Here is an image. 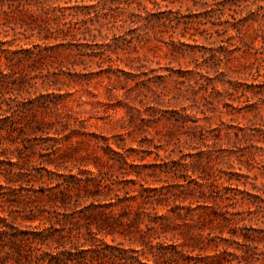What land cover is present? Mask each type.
I'll use <instances>...</instances> for the list:
<instances>
[{
	"label": "rangeland",
	"instance_id": "obj_1",
	"mask_svg": "<svg viewBox=\"0 0 264 264\" xmlns=\"http://www.w3.org/2000/svg\"><path fill=\"white\" fill-rule=\"evenodd\" d=\"M2 42L23 49L24 61L11 79L25 89L20 99L55 87L64 96L59 112L83 120L62 136L51 134L70 152L61 168L49 167L56 175L43 171L41 177L35 162L25 164L36 189L73 175L110 179L106 184L114 179L119 194L136 195L140 184H163L147 176L157 170L188 195L182 213L192 206L195 215H210L190 228L179 222V233H202L208 239L200 245L218 243L220 252L233 251L238 240L243 250L264 249V0H0ZM37 47L45 60L24 51ZM41 70L55 73L48 91L41 79L32 80ZM43 117L55 120L53 114ZM107 143L127 156L126 164L105 153ZM19 146L24 156L30 153ZM16 147L3 146L10 155ZM164 163L177 176L161 173L157 165ZM135 170L149 183L140 178L135 186L124 184L136 179ZM0 182L6 184L3 176ZM192 195L199 201L193 205ZM205 203L212 208L198 207ZM137 211L135 205L131 217ZM120 229L136 233L130 223ZM105 242L141 249L136 235H107Z\"/></svg>",
	"mask_w": 264,
	"mask_h": 264
},
{
	"label": "trees",
	"instance_id": "obj_2",
	"mask_svg": "<svg viewBox=\"0 0 264 264\" xmlns=\"http://www.w3.org/2000/svg\"><path fill=\"white\" fill-rule=\"evenodd\" d=\"M37 49V52L24 51L29 52L35 61L45 60L47 56L44 49ZM22 51L23 49L12 50L11 44L7 42L0 44V157L7 155L5 159L0 158V176L6 181L5 185L0 182V209L3 213H0V264H264V249L259 251L254 247L243 250L238 240L234 242L238 246L233 251L225 247L224 251L220 252L218 243L200 245V241L208 239L202 233L190 238L182 232L179 233V222H184L190 228L192 223L208 219L210 215H195L192 206H187V214L182 213L186 208L183 203L188 200V195H184L182 190L179 194L177 190L181 189L182 185L172 184L167 179L160 178L157 170L147 176L154 177V183L162 182L159 187L140 184V178L145 183L149 181L142 177L143 173L138 170L134 171L136 179L124 181L126 185H141V189L134 191L137 192L136 195H131V191L125 192L123 196L119 194L122 188L115 189L114 179L106 184L105 181L110 179L94 177L84 180L73 175L63 181H52L48 184L49 188L36 189L32 178L34 173L26 168L25 164L35 162L33 167L41 177L44 176L43 171L51 176L56 175L49 167L61 168L62 163L70 161V152L69 147L62 146V140L51 134L62 136L66 131L83 125V120L75 114L62 115L59 112L64 96L61 90H55V87L51 93H41L36 98H19L18 93L25 89H20V85H16L11 79L16 73L15 67L24 61L19 57ZM54 75L55 73L50 71L44 73L41 70L32 80L41 79L42 88L48 91L53 87L50 83L54 82ZM29 84L36 86L38 82ZM49 114H53L55 120L50 121L43 117ZM65 138L68 141L70 136ZM8 143L17 145L14 151L9 150L12 155L7 154L8 150L3 148ZM19 144L30 150L27 156L23 155ZM105 148L107 155H117L122 164L127 163V156L115 151L111 144L107 143ZM144 158L146 157L141 160ZM157 166L161 168V173H173L177 176L171 164ZM50 179L53 180V177ZM195 184L202 188L198 181H195ZM101 187L107 191H102ZM29 192L34 193L36 197L32 198ZM46 199L48 203L44 202ZM180 200L181 203H178ZM88 201L89 204L81 208L82 204ZM171 202L174 203L173 206ZM193 202H199L195 200L194 195L191 197V205ZM135 205L138 211L131 217V210ZM17 206L19 208H16ZM200 206L212 208L209 203L198 205ZM118 207L122 212L117 215L115 208ZM161 208L166 210V213H161ZM36 222L38 224L34 225ZM125 223L133 224L136 233L121 230L120 227ZM94 225L97 231L94 230ZM142 225H145L146 229ZM115 234L136 235L141 249L110 246L105 242V238ZM211 234L212 229L209 232L210 241L213 240ZM232 234L239 238L237 233ZM162 237L171 243L160 240ZM244 238L246 243L249 237ZM208 249L217 253L204 254ZM239 249H242L243 253H240Z\"/></svg>",
	"mask_w": 264,
	"mask_h": 264
}]
</instances>
